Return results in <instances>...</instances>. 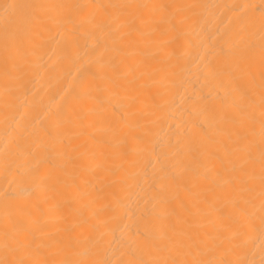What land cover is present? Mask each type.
Here are the masks:
<instances>
[{
  "label": "bare ground",
  "instance_id": "obj_1",
  "mask_svg": "<svg viewBox=\"0 0 264 264\" xmlns=\"http://www.w3.org/2000/svg\"><path fill=\"white\" fill-rule=\"evenodd\" d=\"M0 264H264V0H0Z\"/></svg>",
  "mask_w": 264,
  "mask_h": 264
}]
</instances>
